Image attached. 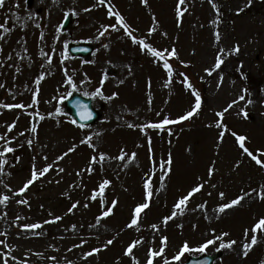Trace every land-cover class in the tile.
<instances>
[{
    "label": "rangeland",
    "instance_id": "1",
    "mask_svg": "<svg viewBox=\"0 0 264 264\" xmlns=\"http://www.w3.org/2000/svg\"><path fill=\"white\" fill-rule=\"evenodd\" d=\"M263 6L264 0H4L0 152L14 151L0 155L7 161L0 164V198L9 197L0 203V264H147L150 250L161 248L154 264L204 253L216 255L213 264H264V230L251 231L264 217ZM126 28L164 53L171 74ZM79 43L92 52L71 56L69 46ZM74 92L92 99L94 124L80 126L66 113L64 101ZM196 94L198 112L178 121L195 107ZM165 119L172 122L151 127ZM34 170L38 178L20 193ZM104 180L110 184L101 195ZM241 196L239 205L219 211ZM142 203L149 207L128 227ZM33 224L40 227H24ZM209 240L215 242L200 251ZM231 241V248L220 247ZM185 243L189 251L175 260Z\"/></svg>",
    "mask_w": 264,
    "mask_h": 264
},
{
    "label": "snow or ice",
    "instance_id": "2",
    "mask_svg": "<svg viewBox=\"0 0 264 264\" xmlns=\"http://www.w3.org/2000/svg\"><path fill=\"white\" fill-rule=\"evenodd\" d=\"M100 2L103 3L104 0H100ZM145 2H146V0H145ZM184 2H185V0H179V3H180L181 5L184 4ZM3 5H4V0H0V7H2ZM180 14H181V13H180V10L178 9V15H180ZM117 18H118L119 20H121V21L123 20V17H122V16H119V14H117ZM3 27H4V25H3V24H0V28H3ZM125 30H126V32H127V35H129V36L133 39V42H134V43H139L144 49L151 51V53L153 54V56H155V57H159V58H161V59H164V60H165V62H164V66H165V68L168 69L169 74H171L172 69H171V66L168 64L167 60L165 59V57H164V53H162L161 51H158V50L155 49V48H152L150 45H148L147 43H145L143 40H139V41H137V38H136L135 36L132 35V32H131V31H128L127 28H126ZM217 40H219V34H217ZM235 51H237V52L239 51V47H238V46H237V48L235 49ZM171 55H173V56L176 55L175 49L172 50ZM222 63H223V60L220 59V58L218 57V58H217V61H216V64H215V68H217V69L220 68V66H221ZM37 83H39V81H37ZM187 86H188L189 88L192 87V85H191L190 83H189ZM240 99H244V97L241 96ZM249 102H251V101H249ZM234 103H235V102H234ZM4 107H12V106H11V105H4ZM16 107H24V106H23V105H16ZM200 107H201V99H200L199 94H196V103H195V107H194L191 111L187 112L185 115L180 116V117L178 118V121H183V120H186V119L191 118V117L194 115V113L198 112V110H199ZM230 107H231V105H230ZM89 115H90V114H89ZM218 115L222 116L223 113H219ZM178 121H177V122H178ZM170 122H172V121H169V120L165 119V120L163 121V124H153V125H151V127H154V128H162L164 124H168V123H170ZM10 127H11V126H10ZM32 131L35 132L36 129L33 128ZM233 135H235V133H233ZM4 139H5V138H4L3 136H0V140H4ZM237 139H238V141H239V143H240V147L244 150L245 153H247V154H248L249 156H251L253 159H256V162H257L258 164L262 163V161H261L260 159H257V158L253 155V153L250 152L249 149H248L247 147H245L244 142H245L246 137H244V136H237ZM85 142H86V141H81V143H85ZM7 143H9V142H8L7 140H5V144H7ZM28 143L31 144V141H28ZM13 151H14V149H13L12 147H4V148H3V152H0V155H3L4 153H11V152H13ZM72 151H75V149H74V148H70V149H69V152H72ZM65 155H67V153H65ZM61 158H63V157H61ZM119 158H120V159H123L124 157H123V155H122V156L119 157ZM95 159H96V158L93 157V161H95ZM102 159H103V155H101V160H102ZM4 163H7V161H0V164H4ZM166 163H167V165H169V166L171 165L172 161H171V157H170V156H169V159H168V161H167ZM161 167L163 168L164 165H162ZM60 170L63 171V169H60ZM47 171H48V168H45V169H43L42 171L39 172V175L42 176V175H44V173L47 172ZM211 172H212V169H210V174H211ZM37 178H38V174H37V172L34 170L33 173H32V178L29 179V180L25 183L24 187L21 188V189L19 190L20 193H23V192L28 188V186L31 185V184L33 183V181L36 180ZM108 184H110V181H108V180H104L103 183L100 185V194H101V195L103 194V189H104V187L107 186ZM202 187H203L202 184H201V185H198V186H196V187H194V188L191 190V192L188 194V196H185V197H183V198L180 199L179 203H177V204L175 205V207L179 209L182 205H186V203H187L189 197H190L193 193L199 192L200 189H201ZM145 188L148 190V191H147V196H148V198H151V196L153 195V193H152V191H151V185H150V182H146V183H145ZM220 195L223 197V196H224V193H221ZM261 198H264V194H262ZM93 199H95V195L93 196ZM243 199H244V197L241 196V197H238L237 199L232 200V201H231L230 203H228V204H223V205L220 206L219 211H220V212H223V211H224L225 209H227V208H230V207L235 206V205H239L240 202H241V200H243ZM8 200H9V197H8L7 195H4L2 198H0V203H4V202H6V201H8ZM102 202H103V201H102ZM19 203H27V201H26V200H21V201H19ZM115 203H116V202L113 201V206L115 205ZM75 206H76V205H73V207H75ZM148 207H149V204H148V203H142V204L138 205V206L135 208V210H134V213H135L134 218L131 220V223L128 225V227H132V226H134V225H137V224H138L139 217H140V213L142 212V210H144V209H146V208H148ZM110 212H111V209H108V210L105 211L102 215H103V216H107V215L110 214ZM174 215H175V213H173V216H174ZM171 218H172V217H168V218H166V219H165V223L167 222L168 219H171ZM57 219H59V217H57ZM24 227H25V228H38V227H40V225H39V224H33V225H25ZM151 227L154 228V229L157 228L156 225H152ZM258 230H264V217L260 218V219L258 220V222L254 225V227L251 229V231H252L253 233L257 232ZM247 234H248V230L245 231V235H246V236H247ZM225 235H227V233H225ZM163 242L166 244V242H167V238H166V237L163 238ZM214 242H215V241H213V240H209V241H207L206 244L203 245V246H201V248H200L199 250H200V251H204V250L207 248L208 245H211V244H213ZM256 242H257V238H256V236H255V235H252V237H251V244L254 245V244H256ZM0 243H3V242L0 241ZM112 243H113L112 240H108L107 243H106V245H105V247H107V245H110V244H112ZM137 243H139V241L133 242V244H131V245L126 249V254H127V255H131V254H132V252H133V248L136 246ZM235 243H236V241H231V242H229V243L226 244V245H225V244H221L220 247H221V248H224V247L231 248L232 245L235 244ZM249 247H250V246H249L248 243H245V244L243 245V248L245 249V251H244V255H247V250L249 249ZM93 251H94V252H99L100 249H94ZM187 251H189V248H188L187 243H185V245L183 246L182 251H181L178 255H176V256L174 257V259H175V260H180L181 256L184 254V252H187ZM163 252H164V249H163V248H161L159 251H156V250H150L149 258H148V260H147V264H154V258L157 257V256L162 255ZM92 254H93L92 252H89V253H88V255H92ZM4 264H8L7 259L4 260ZM137 264H138V261H137ZM165 264H168V262L165 261Z\"/></svg>",
    "mask_w": 264,
    "mask_h": 264
},
{
    "label": "water",
    "instance_id": "3",
    "mask_svg": "<svg viewBox=\"0 0 264 264\" xmlns=\"http://www.w3.org/2000/svg\"><path fill=\"white\" fill-rule=\"evenodd\" d=\"M107 0H104L106 2ZM72 53H87V49L78 50L73 48ZM67 112L79 123L91 125L99 118V114L92 109V101L90 98L75 94L67 100ZM90 114V115H89ZM214 256H202L199 260H191V264H212Z\"/></svg>",
    "mask_w": 264,
    "mask_h": 264
},
{
    "label": "trees",
    "instance_id": "4",
    "mask_svg": "<svg viewBox=\"0 0 264 264\" xmlns=\"http://www.w3.org/2000/svg\"><path fill=\"white\" fill-rule=\"evenodd\" d=\"M262 9H264V6L262 7Z\"/></svg>",
    "mask_w": 264,
    "mask_h": 264
}]
</instances>
